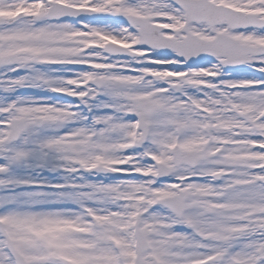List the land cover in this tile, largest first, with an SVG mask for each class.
Segmentation results:
<instances>
[{"label": "snow or ice", "instance_id": "1", "mask_svg": "<svg viewBox=\"0 0 264 264\" xmlns=\"http://www.w3.org/2000/svg\"><path fill=\"white\" fill-rule=\"evenodd\" d=\"M0 264H264V0H0Z\"/></svg>", "mask_w": 264, "mask_h": 264}]
</instances>
